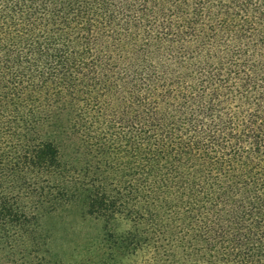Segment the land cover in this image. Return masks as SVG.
<instances>
[{"label": "trees", "instance_id": "1", "mask_svg": "<svg viewBox=\"0 0 264 264\" xmlns=\"http://www.w3.org/2000/svg\"><path fill=\"white\" fill-rule=\"evenodd\" d=\"M112 135L186 264H264V0H0V253L46 264L42 217L73 202L145 245L113 229L116 168L60 150Z\"/></svg>", "mask_w": 264, "mask_h": 264}, {"label": "rangeland", "instance_id": "2", "mask_svg": "<svg viewBox=\"0 0 264 264\" xmlns=\"http://www.w3.org/2000/svg\"><path fill=\"white\" fill-rule=\"evenodd\" d=\"M49 128L45 124L41 131L48 132ZM113 129L114 132L118 131L116 126ZM72 140V136H69L68 140L60 144V150L69 162L81 163L103 158L116 168V172L102 173L105 182L112 183L111 193L118 195L123 204V211L113 229L118 233L129 230L137 239L138 235L145 237L146 243L140 250L137 248L129 251L106 240L103 237L102 222L87 215L80 202H73L42 217L41 226L48 235L47 252L44 253L48 260L46 264H148L149 257L154 259V264H186L177 237L171 233L172 227L178 222L173 219L171 209L162 207L158 197L138 200V180L124 176L130 169L124 165L129 157L118 150L120 140L112 135L105 155L94 146L85 147L83 136L75 139L79 141L78 149H74ZM148 212L151 215L148 216ZM159 223L163 225L161 230ZM0 264L23 263L0 253Z\"/></svg>", "mask_w": 264, "mask_h": 264}]
</instances>
